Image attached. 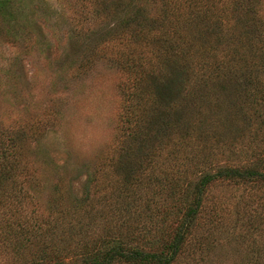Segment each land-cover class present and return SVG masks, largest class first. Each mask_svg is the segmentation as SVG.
<instances>
[{
  "label": "trees",
  "instance_id": "16d2710c",
  "mask_svg": "<svg viewBox=\"0 0 264 264\" xmlns=\"http://www.w3.org/2000/svg\"><path fill=\"white\" fill-rule=\"evenodd\" d=\"M11 4L0 0V19L15 35L24 24L9 11ZM99 6L100 15L121 17L105 40L121 42L130 32L136 48H146L152 59H116L128 80L117 138L119 156L110 182L101 183L96 192L104 199L105 192L117 195L114 208L108 209H119L85 211L83 217L92 227L108 214L110 221H140L143 205L144 221H153L154 211L160 214L155 221L163 223L154 240L159 244L145 251L122 237H109L77 261L66 263L61 251L45 248L38 261L179 264L185 251L209 247L199 216L211 186L227 182L264 190V0H100ZM210 55L212 59H206ZM95 60H86L88 69L94 68ZM217 111V120L229 126V140L216 136L207 119ZM6 140L0 143L4 234L24 232L13 221H83L76 202L68 201L62 208L56 204L59 195L52 202L45 200L49 220L29 209L32 195L15 176V157L22 146L18 138ZM243 142L245 149L240 148ZM216 155L225 161L218 163ZM37 190L40 195L46 191ZM262 224L253 221L252 226L259 230ZM155 230L151 224L144 228ZM107 231L113 236L115 225ZM11 240L17 247L30 244ZM4 243L8 246L7 239ZM252 249L248 263L264 264V245Z\"/></svg>",
  "mask_w": 264,
  "mask_h": 264
},
{
  "label": "rangeland",
  "instance_id": "374dc122",
  "mask_svg": "<svg viewBox=\"0 0 264 264\" xmlns=\"http://www.w3.org/2000/svg\"><path fill=\"white\" fill-rule=\"evenodd\" d=\"M99 1L11 0L9 11L24 24L15 35L0 19V143L8 136L19 139L15 176L32 195L30 210L49 220L45 200L52 202L59 195L56 204L62 208L68 201L76 202L83 219L13 221L17 229L25 228L14 236L4 234L0 221V264L50 263L38 261L41 248L61 251V258L70 263L109 237H122L145 251L159 244L154 240L163 223L155 221L160 214L154 211L153 221H144L143 205L140 221H110L108 214L92 227L83 217L87 211L106 213L103 210L114 208L117 197L103 191L104 199L96 192L101 183L110 182L119 156L117 138L128 80L116 59H152L146 48H136L130 32L121 42L105 40L121 17L100 15ZM89 59H96L93 69L87 68ZM220 112L207 119L216 136L229 140V126L217 120ZM251 145L247 146L252 149ZM245 147L243 142L240 148ZM216 158L220 164L225 161ZM38 188L46 191L40 195ZM199 219L209 247L185 251L179 264H249L252 247L264 245V224L259 230L252 226L253 221H264V190L227 182L211 186ZM149 224L156 230L145 232ZM111 225L113 236L107 231ZM11 238L30 244L17 247Z\"/></svg>",
  "mask_w": 264,
  "mask_h": 264
}]
</instances>
